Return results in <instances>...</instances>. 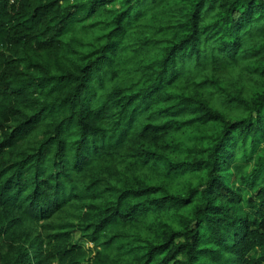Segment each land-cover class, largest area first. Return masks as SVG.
<instances>
[{
  "label": "trees",
  "instance_id": "obj_1",
  "mask_svg": "<svg viewBox=\"0 0 264 264\" xmlns=\"http://www.w3.org/2000/svg\"><path fill=\"white\" fill-rule=\"evenodd\" d=\"M263 143L264 0H0V264H264Z\"/></svg>",
  "mask_w": 264,
  "mask_h": 264
},
{
  "label": "rangeland",
  "instance_id": "obj_2",
  "mask_svg": "<svg viewBox=\"0 0 264 264\" xmlns=\"http://www.w3.org/2000/svg\"><path fill=\"white\" fill-rule=\"evenodd\" d=\"M232 78V81L236 84V86H241V83H245L246 87L249 88H257V86L248 80V78L245 77H237L236 73L230 75L229 78ZM258 89V88H257ZM217 131L219 129L216 128L215 125L212 126H201L197 128H190L181 132H178L173 137H171L169 140L159 143L157 145H154V149L158 154H161L167 158H171L175 161L184 160L187 155H190L194 150L190 151V148H194L196 145L200 144L203 140L209 142L210 139L214 138V136L217 134ZM189 150V151H187ZM256 158H260L262 162L264 161V143L262 144L261 151L257 155ZM132 174H135L139 178L145 180L146 182L152 184V185H164L167 189L170 191H177L183 189L182 184L177 182H165L161 180L158 177H155L153 174H151L147 169H135L133 170ZM75 224H78V221H75ZM74 242H84L86 243V240H82L81 233L79 226L75 225L72 229H70ZM89 247L92 246L91 243H87Z\"/></svg>",
  "mask_w": 264,
  "mask_h": 264
},
{
  "label": "built area",
  "instance_id": "obj_3",
  "mask_svg": "<svg viewBox=\"0 0 264 264\" xmlns=\"http://www.w3.org/2000/svg\"><path fill=\"white\" fill-rule=\"evenodd\" d=\"M11 2H13V0H10Z\"/></svg>",
  "mask_w": 264,
  "mask_h": 264
}]
</instances>
